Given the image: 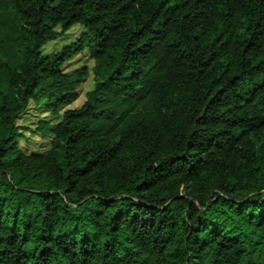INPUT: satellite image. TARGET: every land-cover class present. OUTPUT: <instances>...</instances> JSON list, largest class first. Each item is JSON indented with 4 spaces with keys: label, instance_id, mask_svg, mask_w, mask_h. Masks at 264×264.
Segmentation results:
<instances>
[{
    "label": "trees",
    "instance_id": "16d2710c",
    "mask_svg": "<svg viewBox=\"0 0 264 264\" xmlns=\"http://www.w3.org/2000/svg\"><path fill=\"white\" fill-rule=\"evenodd\" d=\"M0 264H264V0H0Z\"/></svg>",
    "mask_w": 264,
    "mask_h": 264
},
{
    "label": "rangeland",
    "instance_id": "374dc122",
    "mask_svg": "<svg viewBox=\"0 0 264 264\" xmlns=\"http://www.w3.org/2000/svg\"><path fill=\"white\" fill-rule=\"evenodd\" d=\"M81 27L76 25L71 28V30L64 36L63 38L53 41L48 43L44 50L45 51H53L59 49L64 43H68L69 41L73 40L76 38L81 31ZM85 62L89 66H92L93 61L87 58L85 54H79L75 57L74 61L71 62V64H67L68 67L72 65L71 67L78 66V63ZM93 84V77L90 76L83 84L81 90H80V97L74 101L72 104L68 105L67 107H76L79 106L85 99V92L92 87ZM31 111V112H30ZM26 115L22 117L21 120H19V123L23 125V131H27V134L31 137L29 140L26 142L22 141V145L27 149V150H40L44 149L47 146V140H42V138L39 135L34 134V132L31 131V128H34L36 125V122L40 119L39 117L41 114H38L36 110L31 109ZM38 115V116H37Z\"/></svg>",
    "mask_w": 264,
    "mask_h": 264
}]
</instances>
